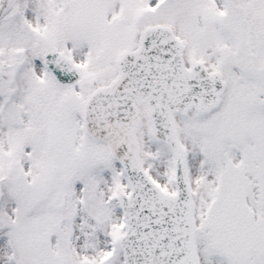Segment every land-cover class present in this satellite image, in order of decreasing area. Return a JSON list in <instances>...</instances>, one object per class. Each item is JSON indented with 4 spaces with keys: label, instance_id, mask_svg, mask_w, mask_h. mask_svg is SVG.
I'll list each match as a JSON object with an SVG mask.
<instances>
[{
    "label": "snow or ice",
    "instance_id": "obj_1",
    "mask_svg": "<svg viewBox=\"0 0 264 264\" xmlns=\"http://www.w3.org/2000/svg\"><path fill=\"white\" fill-rule=\"evenodd\" d=\"M0 264H264V0H0Z\"/></svg>",
    "mask_w": 264,
    "mask_h": 264
}]
</instances>
